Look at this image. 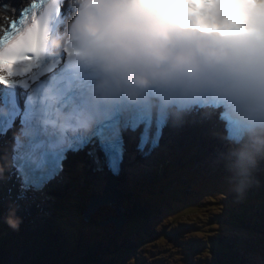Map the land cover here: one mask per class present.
Here are the masks:
<instances>
[{
    "label": "snow or ice",
    "instance_id": "snow-or-ice-1",
    "mask_svg": "<svg viewBox=\"0 0 264 264\" xmlns=\"http://www.w3.org/2000/svg\"><path fill=\"white\" fill-rule=\"evenodd\" d=\"M245 2L176 0L175 9L154 19L173 25L190 10L194 15L188 19L201 26L198 31L234 34L247 28ZM0 6L9 10L6 0ZM62 6V0L33 2L3 26L0 36V106L6 109L0 113V132L19 123L27 138L13 162L21 194L38 190L55 177L69 152L86 150L94 161L118 172L127 139L135 137L140 150L155 147L162 128L141 108L115 109L99 118L90 114L87 76L69 70L63 58L49 55L46 46L60 22ZM11 10L16 12L12 5ZM65 55L72 53L67 50ZM42 76L46 78L40 80ZM9 205L0 200V215L8 212Z\"/></svg>",
    "mask_w": 264,
    "mask_h": 264
},
{
    "label": "clouds",
    "instance_id": "clouds-1",
    "mask_svg": "<svg viewBox=\"0 0 264 264\" xmlns=\"http://www.w3.org/2000/svg\"><path fill=\"white\" fill-rule=\"evenodd\" d=\"M74 2L85 5V11L75 17L65 33L52 39L51 46L52 50L73 49L77 60L87 56L98 61L106 79L96 85L97 100L122 95L135 102L148 89L167 93L185 81H199L206 66L227 60L225 48L183 44L173 35L172 25L156 22L155 17L176 8V0H138L135 4L128 0ZM257 11L264 17V0ZM253 54L259 59L255 67H239L235 71L251 82L248 115L264 120V51ZM28 134L31 135L30 130ZM19 135L25 138L24 130ZM257 151L250 143L234 147L230 153V158L234 157L232 167L246 174L255 164ZM2 171L0 169V173ZM4 221L17 229L21 218L13 210Z\"/></svg>",
    "mask_w": 264,
    "mask_h": 264
},
{
    "label": "rangeland",
    "instance_id": "rangeland-1",
    "mask_svg": "<svg viewBox=\"0 0 264 264\" xmlns=\"http://www.w3.org/2000/svg\"><path fill=\"white\" fill-rule=\"evenodd\" d=\"M179 161V157H176L175 163L170 166V172L169 174H166L162 178H158L155 180L154 183H158V185H161L163 188L168 187V194H166V199H170L169 204L166 203L164 205V209L162 207L159 208V212L157 215H155L153 218L148 220L147 223H153L158 222L160 223L161 221L168 222L164 225V228L170 224H172L174 217H177L178 219L174 220L173 226L168 230V232H175L172 230L175 226L177 229V226L181 223H185V225H189L187 229H189L188 234H195L197 229H209L208 235L204 238L206 242L209 243H214L215 245H223L225 244L224 241H222L220 238H210L209 236H217V237H224V239L228 242L227 245H230L229 239L234 240L233 243V253H237L240 251L243 247L250 248L253 251H248L246 252L247 255H244V257H250L252 260H249L248 262L250 264H264V236H262L261 233L256 232L254 227L251 226V222L254 220V218L248 219L247 220V214H248V209L246 206L247 199L244 197H239V196H234L233 198L229 199L228 193L236 192V184L230 181L228 178H215L211 175H217L219 170H223L225 168H217V162L212 161H206L205 157L200 158V164L199 167L195 170V172L188 171L187 169L192 166V162L190 160H185L184 165L181 166L182 164H177ZM223 165L230 167V162L228 160H225L223 162ZM225 166V167H226ZM196 171L199 172V174L206 173L207 175H199L196 173ZM234 172L236 170H233ZM71 173V172H70ZM229 173V172H227ZM210 174V175H209ZM70 175V174H69ZM132 175H140L139 173H135ZM127 178H130L127 177ZM125 179V187L127 189V194L132 193V189L135 187H131L129 184L130 179ZM65 182V191L72 185L70 176H66ZM237 182L240 181V176L237 177L235 180ZM152 183V185L154 184ZM140 188V186H138ZM212 187V188H211ZM151 188H153L151 186ZM210 192H214L217 196V203H221L223 205V208L217 209L216 213L224 217V227L222 229L216 227L213 223L209 221L207 222L208 218H212L214 216L213 214V209H215L218 204H210L206 209L208 211L204 212L202 211V214H191L189 215V212H196L197 209H205L204 206L206 204V200L209 199L211 201L212 198L209 195ZM136 193V192H135ZM143 195V194H142ZM143 196H146L143 195ZM149 202H151L154 199V194L149 193ZM196 199V204L191 203V201ZM131 201L132 203H135V197L134 195L131 196ZM131 203V204H132ZM151 204V203H150ZM153 206H150L149 208L151 209ZM51 209H54V207H50ZM257 207H252V210L255 211ZM102 215L101 219H104L105 217H108L107 210L106 208H102L101 210ZM148 214H152V211H148ZM246 219V220H245ZM206 221V222H203ZM245 220V221H244ZM146 219L143 218L141 221L136 222L134 220H129L125 224H123L119 231L115 232V228L113 227H108L105 226L104 228L100 229L98 226L95 224L91 225L89 229H94L97 230L93 237H99L106 239L103 235H106L107 237L109 236L110 239H107L105 242V245H123L126 242V236L130 232H136L143 234L146 232L147 229V223L145 222ZM170 223V224H169ZM232 223L235 224H240L239 226L232 225ZM231 224L229 227L227 225ZM260 226L264 225V218L259 220ZM201 225V226H198ZM198 226V227H196ZM247 226L251 227L249 228V231L247 232ZM151 227V226H150ZM158 227L159 224H158ZM163 229V226H161ZM128 228V229H126ZM103 231V232H102ZM119 232V233H118ZM113 233H118L117 236H114ZM149 233H147L148 235ZM178 236L168 238L165 237L163 239V242L159 245V248H161L165 253L164 259H167L168 263L167 264H184L183 262L180 263L181 261V254L176 258L175 254L173 252H176L178 249L177 245H175V241L177 240H182L185 237H183L181 233L177 234ZM89 238L88 240L90 241V244L86 246L85 241H81L80 245L85 249L87 248V252L89 254H94L95 256L97 255L96 250L98 252H102V256L100 257L98 262H103L102 260L104 259V250L107 248L105 245H103L102 240L100 238L93 239ZM112 239L114 241L112 242ZM129 240H131V236L128 237ZM98 243V244H97ZM203 243V242H202ZM255 243V245H254ZM261 243V245L259 244ZM101 244V245H100ZM145 243L143 246L140 248L144 247ZM258 247V248H257ZM139 248V249H140ZM204 248V247H203ZM158 248H156L157 250ZM258 249V250H257ZM155 252V251H154ZM209 253H206L203 255V258H201L200 264H206V260H209ZM162 259V258H161ZM160 259V260H161ZM242 259L240 256L237 254L233 257V264H236L237 262L241 261ZM210 263V262H208Z\"/></svg>",
    "mask_w": 264,
    "mask_h": 264
},
{
    "label": "trees",
    "instance_id": "trees-1",
    "mask_svg": "<svg viewBox=\"0 0 264 264\" xmlns=\"http://www.w3.org/2000/svg\"><path fill=\"white\" fill-rule=\"evenodd\" d=\"M6 231L7 228L5 225L0 224V260L2 256H6L9 253H17L20 247H23V245L19 244L20 236L17 238L18 233L10 235L7 234ZM255 231L263 232L264 228L258 227ZM64 238L66 237L64 236ZM45 241L46 244L43 245L42 243H36L35 238H33V240H31L33 244L31 247L34 248V251L26 256L28 258L27 260H25V257L19 256L18 263L24 261V264H83V262H89V264H113L116 259L115 255H110L109 253L104 255L103 262H98L100 257L96 260H91V258L87 256H84V258H77V255L73 254V252L70 254L74 245L67 238L62 241L63 243L54 240ZM229 251L230 247L228 245H214V255L220 264H223V259L229 256ZM118 254L120 256L124 255L120 251Z\"/></svg>",
    "mask_w": 264,
    "mask_h": 264
},
{
    "label": "bare ground",
    "instance_id": "bare-ground-1",
    "mask_svg": "<svg viewBox=\"0 0 264 264\" xmlns=\"http://www.w3.org/2000/svg\"><path fill=\"white\" fill-rule=\"evenodd\" d=\"M1 17H2V13H0V19H1ZM5 149H6V147H5ZM8 149V148H7ZM221 150H222V148H221V146L219 145V146H215L213 149H212V155L213 156H216V155H218L219 156V153L221 152ZM5 157H6V155H5V152H4V149H3V147H1V150H0V165H5L6 164V161H5ZM210 159H211V156H210ZM233 159H234V157H233ZM127 164L129 165V155H127ZM5 171H3L2 172V175H3V177H6V178H8V174H7V165L5 166ZM88 177H93L92 175H89ZM99 183L100 184H102L103 182H101V181H96V185H99ZM250 193H252L253 194V192H250ZM259 193H261V190L259 191ZM96 204L94 203L93 204V206H95ZM209 209V208H208ZM126 229H128V228H126Z\"/></svg>",
    "mask_w": 264,
    "mask_h": 264
},
{
    "label": "water",
    "instance_id": "water-1",
    "mask_svg": "<svg viewBox=\"0 0 264 264\" xmlns=\"http://www.w3.org/2000/svg\"><path fill=\"white\" fill-rule=\"evenodd\" d=\"M95 202L103 204V203H105L106 201L104 200V197H99L98 199H96ZM92 210H93V209H92Z\"/></svg>",
    "mask_w": 264,
    "mask_h": 264
}]
</instances>
